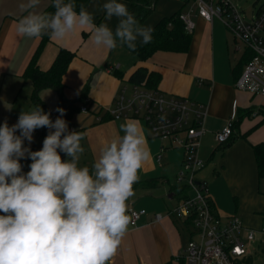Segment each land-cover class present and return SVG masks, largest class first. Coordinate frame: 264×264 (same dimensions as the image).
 I'll return each instance as SVG.
<instances>
[{"label":"crops","instance_id":"1","mask_svg":"<svg viewBox=\"0 0 264 264\" xmlns=\"http://www.w3.org/2000/svg\"><path fill=\"white\" fill-rule=\"evenodd\" d=\"M26 2L27 0H0V110H6L11 101L18 98L23 82L31 81L23 75L40 39L21 37L16 32L18 20L26 14L20 5ZM48 2L40 3L35 11L42 12L50 4ZM105 2L106 0H91L85 7L94 15L97 25L105 22L102 9ZM119 2L126 4L129 9L132 0ZM156 7L158 13L150 15L142 26L150 25L153 28L161 18L171 16L178 10L189 13L194 27L190 31L192 36L188 51L158 50L146 60H141L135 54L136 58L125 62L120 57V51L116 52L117 48L109 50L97 46L91 38L90 29L77 28L64 40H51L40 57L41 67L48 69L60 47L75 52L63 77L65 94L71 99L84 95L89 107L88 112L80 109L84 115L87 116L91 109L94 110V115L87 119L88 125L82 132L85 133L81 142L84 148L80 158L83 160L82 166L91 168L102 148L112 139L123 135L120 125L126 120H138L143 126L151 157L139 171V180L127 203L128 209L130 206L145 208L147 212L140 217L137 226L129 223L121 245L109 264H188L185 248L190 239L189 229L181 220L166 216L167 210L182 198L179 196L176 199L175 196L177 191L180 192L176 178L184 157L183 149L152 136L143 120L116 118L109 112L121 83L128 81L139 66H146L155 76L152 88L186 96L204 105L207 111L204 123L206 131L201 145L205 147L203 158L206 161L212 160L214 154L218 153V147L213 145L216 141L215 133L236 112L232 137L227 143H219L222 144L219 147H223L219 162L224 171L234 167L236 175L245 174L244 180L237 178L232 186L238 194L240 190L247 192L249 200L246 205L235 207V212L234 209L221 205L228 212L223 216L238 214L248 226H264V203L258 200L260 177L253 149L254 144L264 142V114L261 111L264 107V84L252 82L246 88L237 86L239 78L234 67L238 61L232 54L229 29L218 18L208 21L201 16L194 0L168 1L160 6L156 2L155 9ZM117 22L115 17L107 21L113 30ZM254 60L259 67L258 74L264 80V60ZM89 76H92L91 80H88ZM87 84L89 87L85 92ZM83 104L85 103L80 106ZM247 110L251 113L237 123L238 114ZM163 146L166 149L162 151ZM159 154L160 159L157 157ZM209 191L216 210L222 215L217 206L220 203L217 197H213V189L209 187ZM156 213H161L164 218L157 220Z\"/></svg>","mask_w":264,"mask_h":264},{"label":"clouds","instance_id":"2","mask_svg":"<svg viewBox=\"0 0 264 264\" xmlns=\"http://www.w3.org/2000/svg\"><path fill=\"white\" fill-rule=\"evenodd\" d=\"M41 0L20 5L25 12L16 32L21 37L64 40L88 28L95 45L137 50L152 42V26H142L126 4L106 0L105 22L74 0H52L54 12H37ZM117 19L113 30L107 21ZM38 104L22 110L15 124L0 125V264H109L128 230V200L139 171L151 157L142 124L126 120L101 150L92 167L80 166L85 133L69 131L65 110ZM49 129L42 148H30L34 133ZM25 141L29 146H25ZM63 153L67 159H62ZM29 159L23 172L21 160Z\"/></svg>","mask_w":264,"mask_h":264},{"label":"built area","instance_id":"3","mask_svg":"<svg viewBox=\"0 0 264 264\" xmlns=\"http://www.w3.org/2000/svg\"><path fill=\"white\" fill-rule=\"evenodd\" d=\"M198 11L208 21L220 19L234 35V48L244 53L251 50L256 57L264 60V3L247 15L232 0H194ZM187 30L194 23L189 13H182ZM254 58V59H255ZM252 59L246 63L237 81V86L246 88L250 83L264 84L259 67ZM89 111L85 103L80 108ZM116 118H137L145 121L152 136L179 146L184 151L177 182L183 187L181 200L166 212V216L181 220L190 232L185 248L188 264H254L262 258L264 264V226L254 228L246 225L237 214L223 216L215 208L208 184L197 177L205 166L200 157L201 139L206 131L204 123L207 111L189 97L147 86L145 83L124 84L109 109ZM236 112L229 122L215 133L219 143H226L233 135ZM166 146L162 147V151ZM158 159L161 158L159 154ZM130 223L137 226L138 220L147 210L128 209ZM162 220L164 215L156 213ZM263 245V254L255 249V244Z\"/></svg>","mask_w":264,"mask_h":264},{"label":"trees","instance_id":"4","mask_svg":"<svg viewBox=\"0 0 264 264\" xmlns=\"http://www.w3.org/2000/svg\"><path fill=\"white\" fill-rule=\"evenodd\" d=\"M90 1L91 0H74L76 11L78 12L81 6L86 7ZM65 2H68V0H65ZM156 2L157 0H132L129 11L135 15L136 19L141 24L143 20L154 10ZM54 11L55 9L52 7V0H50V4L42 12L51 13ZM181 14V10H178L171 16L161 18L153 27L152 42L149 44H141L137 41V50L135 52L130 51L136 54L141 60L148 59L158 50L177 52L188 51L192 35L191 32L187 30ZM49 42H51V39H49L47 35L40 38V42L27 64L23 76L25 79L31 80L33 85L31 96L32 105L35 106L39 104L45 112H50V118L53 121L57 118V116H59L56 109L63 108L65 110L64 119L68 122L69 131H72V118L74 113L81 108V104L79 105V103H87L83 98L84 95H81L76 99H71L65 94V83L63 81V77L67 72L71 61L75 57V52L68 48L60 47L51 66L48 69H43L40 65V57L45 46ZM124 47L127 48V46ZM255 57V53L251 50H248L243 54L242 58L234 67V72L238 78L243 72L246 63ZM154 79L155 76L153 77L146 66H139L133 71L127 80L133 83H145L147 86L152 87L154 85ZM47 87H51L57 92L58 99L55 111L50 109L41 96V91ZM88 87L89 85L87 84L85 86V92ZM261 111L264 114V107L261 108ZM249 113H251L250 110L239 113L237 116V123ZM262 121H264V118ZM48 132L49 129L47 128L36 130V134L40 137V141L31 143L30 148L32 151H37L42 148L43 140ZM253 149L259 177L262 178L264 177V142L254 144ZM61 156L62 159H67L63 153H61ZM20 162L23 165L24 173L30 170L28 165L31 161L29 159H23ZM182 190L183 187H180V191Z\"/></svg>","mask_w":264,"mask_h":264},{"label":"rangeland","instance_id":"5","mask_svg":"<svg viewBox=\"0 0 264 264\" xmlns=\"http://www.w3.org/2000/svg\"><path fill=\"white\" fill-rule=\"evenodd\" d=\"M46 1H49L48 3H50V0H41L40 3H43ZM168 1H174V0H157V5L160 6V4H164V2H168ZM232 1L235 4H237L238 8L241 9L243 12H245L247 15H250L253 9H257L262 3H264V0H232ZM157 9H158L157 7L156 9L154 8V10L143 20V22L150 15L153 16L157 14L158 13ZM143 22L140 25H142ZM229 32L231 34V39H232V54L235 60L239 61L244 54V45L242 42H240L243 49L240 51H236L234 48V44H235L234 35L230 30ZM119 51L121 53L120 55L121 59H123V61L125 62L130 61L132 58H136V55L133 52H131L129 49H127L126 47L118 45L116 52H119ZM90 77L92 76H89L88 80H91ZM22 84H23V87L19 90V94L17 95L18 98L13 99L11 103L8 105L6 110L4 109L0 110L1 125L5 121H7L9 126L15 124L22 110L29 111L33 107L31 105V96H32V91H33L32 83L31 81H28L27 83L23 82ZM124 84L130 86V81H125L121 83V86L118 91L119 93H120V89L122 88ZM41 93L44 98V101L47 103L50 109L52 111H55L56 106H57V99H58L57 92L53 88L47 87L43 89ZM80 104L81 102L79 103V105ZM93 115H94L93 109L90 110V114L87 116L84 115L80 109H78L74 113L73 118H72V126H74V131L76 130L78 132H83L85 130L84 128H86V126L88 125V123H86L87 119ZM37 141H40V137H38L35 131L33 142H37ZM27 145H28L27 141H25V146ZM213 145L214 147H218L217 149L218 153H215L213 156V159L210 161L209 160L206 161L203 158L205 147L204 145H201L200 157L207 163L205 164L203 168H201L198 171L197 177L201 178V180L206 179L208 187H210L211 190L213 189V197H217L220 203L217 206L223 215V214H227L228 212H226V210L223 209L221 205L231 210L234 209L233 211L235 212V207L239 205L241 206L242 204L246 205V203H248L249 197H248L247 192H245L244 190H240L238 194L232 186V183L234 181H237V178L241 181L244 180L245 174L236 175L235 173L236 169L234 167L233 169L231 168L229 171H224L222 168L223 165H220V162H219V156L223 152V147H219V146H222V144H219V142L214 141ZM82 163H83V160L80 159V166H82ZM212 180H213V184H212ZM176 182H177V178H176ZM176 184H178V182ZM259 193H260V197L258 198V200L260 199V201L264 203V177L259 178ZM179 196H181L180 192L177 191L175 198L177 199ZM255 249L258 252H261L263 254L262 243L261 245L259 243H256ZM262 262H263V259L260 257L255 260L254 264H262Z\"/></svg>","mask_w":264,"mask_h":264}]
</instances>
